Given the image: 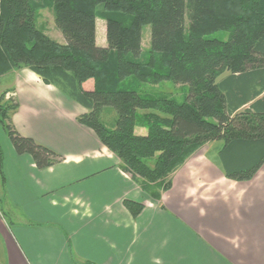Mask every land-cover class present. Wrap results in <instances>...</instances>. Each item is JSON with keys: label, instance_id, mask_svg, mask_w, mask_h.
Masks as SVG:
<instances>
[{"label": "trees", "instance_id": "obj_1", "mask_svg": "<svg viewBox=\"0 0 264 264\" xmlns=\"http://www.w3.org/2000/svg\"><path fill=\"white\" fill-rule=\"evenodd\" d=\"M41 1L0 0V77L29 69L84 106L80 124L145 192L169 190L174 173L207 145L230 180L249 182L264 166V0H47L64 44L38 27ZM101 6L105 48L97 44ZM218 32L228 40L208 38ZM166 82L188 88L182 102L156 91ZM106 107L118 113L114 129L100 121ZM10 109L18 105L0 106V123L16 153L40 170L62 162L16 130ZM138 126L147 133L138 135ZM126 205L134 217L143 209Z\"/></svg>", "mask_w": 264, "mask_h": 264}, {"label": "crops", "instance_id": "obj_2", "mask_svg": "<svg viewBox=\"0 0 264 264\" xmlns=\"http://www.w3.org/2000/svg\"><path fill=\"white\" fill-rule=\"evenodd\" d=\"M97 44L107 47L106 35ZM10 74L13 126L63 160L40 170L11 142L0 147L3 264H264V166L249 182L230 180L208 145L169 190L149 194L80 124L84 106L29 69ZM128 201L143 206L137 217Z\"/></svg>", "mask_w": 264, "mask_h": 264}, {"label": "rangeland", "instance_id": "obj_3", "mask_svg": "<svg viewBox=\"0 0 264 264\" xmlns=\"http://www.w3.org/2000/svg\"><path fill=\"white\" fill-rule=\"evenodd\" d=\"M41 5L42 7L38 11V17H37L38 27L41 28L53 40H56L59 43L64 44L65 43L64 36L62 32L58 30L55 24L54 8L52 7L50 2H47V0L41 1ZM98 15L99 16L97 17V33L99 39H104L106 35L107 21H106V13L103 6L99 7ZM208 38L209 39L214 38V39L226 41L229 38V34L224 32H218L216 34L209 36ZM150 42H151V27L146 26L143 29V49L145 51H147L150 48ZM148 56L149 55H147V57ZM13 87L14 85L10 73L3 77H0L1 107L11 106V103H14L16 101L14 99V96L12 95L14 92ZM185 90L188 91V88L185 87L182 89L180 86H176V85L174 86V84L170 82L162 83L161 85H159V88H156V91L171 93V95L174 96V98H176V100H178L179 102L183 101L182 96H183V91ZM11 110L12 109H10V112L8 114L9 116L12 115ZM117 120H118V113L112 107H106L105 111L100 115V121L102 122V124H104V126H106L109 129H114L116 127ZM6 121L9 123V118H7ZM145 132H146L145 128H142L140 126L136 127V133L138 135H145ZM8 142H10L8 137V132L6 128L3 126V124L0 123V147L2 150V151L0 150L1 153L6 152L5 148H7ZM0 210H2L3 213H6L1 202H0ZM6 220L11 221L12 219L10 216H6ZM2 256L3 255L0 249V264H3L4 262Z\"/></svg>", "mask_w": 264, "mask_h": 264}]
</instances>
